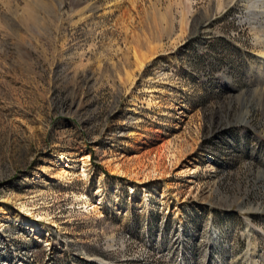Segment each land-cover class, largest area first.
Returning a JSON list of instances; mask_svg holds the SVG:
<instances>
[{"label":"rangeland","instance_id":"1","mask_svg":"<svg viewBox=\"0 0 264 264\" xmlns=\"http://www.w3.org/2000/svg\"><path fill=\"white\" fill-rule=\"evenodd\" d=\"M250 1L0 0V264H264Z\"/></svg>","mask_w":264,"mask_h":264},{"label":"bare ground","instance_id":"2","mask_svg":"<svg viewBox=\"0 0 264 264\" xmlns=\"http://www.w3.org/2000/svg\"><path fill=\"white\" fill-rule=\"evenodd\" d=\"M234 1H238V0H234ZM250 7L253 8L254 10L258 11L260 9H264V0H251L249 3ZM264 14V11H263ZM263 58H264V53H263ZM143 67V66H142ZM79 168L82 170L81 171V175L83 177V180H88L89 178V172L92 170V164H91V159L89 157L87 158H83L80 162H79ZM115 171L117 174H120V168L116 167ZM59 178L64 177L63 173H61L59 176ZM102 200V196H98L97 198V202H101ZM25 210V208L23 209ZM28 214H31V210L27 209L25 210ZM4 215H6L7 213H3ZM34 217V220L32 221H27L23 218H21L20 220H22V222H24V225L28 226L29 229L34 230L37 233H40L42 231V226L40 224L37 223L38 220H40L38 217L32 215ZM1 225V223H0Z\"/></svg>","mask_w":264,"mask_h":264}]
</instances>
